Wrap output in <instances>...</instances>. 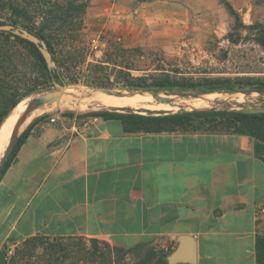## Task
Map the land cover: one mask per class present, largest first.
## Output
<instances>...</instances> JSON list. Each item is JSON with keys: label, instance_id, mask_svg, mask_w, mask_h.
<instances>
[{"label": "crops", "instance_id": "0c3cea01", "mask_svg": "<svg viewBox=\"0 0 264 264\" xmlns=\"http://www.w3.org/2000/svg\"><path fill=\"white\" fill-rule=\"evenodd\" d=\"M138 1L91 0L90 10L133 33ZM51 116L54 123L33 125L0 180V264L35 236L168 256L180 235L196 238V264H257L264 161L253 137L204 127L127 131L118 118ZM88 116L98 121L84 125Z\"/></svg>", "mask_w": 264, "mask_h": 264}, {"label": "rangeland", "instance_id": "374dc122", "mask_svg": "<svg viewBox=\"0 0 264 264\" xmlns=\"http://www.w3.org/2000/svg\"><path fill=\"white\" fill-rule=\"evenodd\" d=\"M61 1L69 7L72 1L86 5L85 10L81 7L72 10V23L62 28L72 36L64 38L57 31L54 40L65 84L78 92L67 89L59 105L49 103L36 109L21 133L40 117L115 110L96 101H90L84 109L71 108L69 103L78 106L84 98L79 90L150 91L182 102L215 94L212 99L215 102L198 108L264 107V50L255 38L259 26L264 27V0H228L244 26L238 24L221 0H170L161 7L154 5L156 0H139L138 25L133 33L121 30L117 19L112 22L107 14L95 16L90 10L91 0ZM114 2L110 0L109 4ZM159 10L171 11V17L158 19ZM11 15L0 12V21ZM17 53V67L0 96V111L29 88L36 87L21 102L28 103L57 89L45 79V72L29 47L20 45ZM165 78L187 85L156 86V81ZM219 78H230L235 83L232 88L211 91V83ZM196 108L184 105L170 112L143 108L123 111L158 114ZM209 126L207 123L203 127ZM215 128L232 129L226 124ZM7 145L8 142L0 148V159ZM110 246L105 241L85 237L35 236L11 248L7 264H136L145 256L137 249Z\"/></svg>", "mask_w": 264, "mask_h": 264}, {"label": "trees", "instance_id": "16d2710c", "mask_svg": "<svg viewBox=\"0 0 264 264\" xmlns=\"http://www.w3.org/2000/svg\"><path fill=\"white\" fill-rule=\"evenodd\" d=\"M228 8L230 14L236 18L240 26L241 23L239 13L228 0H221ZM71 7L67 6V2L61 0H0V12H10L12 15L6 20L0 21V24H13L17 27H23L34 33L44 40L52 53L53 59L57 66L50 69L47 62L39 50L38 46L18 35L10 32L0 31V96H2L3 88H6L9 79L17 67L16 57L17 49L20 45L29 47L34 57L39 62L41 69L44 70V77L49 81L65 83L62 71L59 67V61L55 49V36L57 31L61 33V37H70L71 33L64 31L63 27L72 23V10L76 8H86L84 4H76L71 2ZM54 30V31H53ZM72 36V35H71ZM256 41L264 50V27L259 26L256 35ZM30 81V80H29ZM46 82V81H45ZM235 81L230 78H219L211 83V91L226 88H232ZM187 84L180 81H173L169 78L156 81V86L161 88H169L175 86H186ZM36 87L29 88L19 97L11 100L7 107L0 111V127L6 121L11 111ZM91 115H102L105 118L121 119L127 131H144V132H161L172 131L178 128L186 129L188 127L203 128L207 123L211 129L216 125L226 124L231 127L236 133L246 134L255 139V147L257 155L264 161V113L251 114L244 110L237 109H205L192 111H179L175 113H152L147 114L128 111L109 112V111H93ZM44 117L35 119L27 129L21 133L14 149L12 150L7 162L0 171V180L15 161L16 156L24 144L28 136L31 134V129L36 122H39ZM4 122V123H3ZM3 123V124H2ZM216 123V125H215ZM1 129V128H0ZM99 241L98 239H92ZM106 244L110 246L108 242ZM167 255L158 256L154 251H148L145 256L136 264H167ZM257 264H264V234L259 235L256 243Z\"/></svg>", "mask_w": 264, "mask_h": 264}, {"label": "water", "instance_id": "95a60500", "mask_svg": "<svg viewBox=\"0 0 264 264\" xmlns=\"http://www.w3.org/2000/svg\"><path fill=\"white\" fill-rule=\"evenodd\" d=\"M0 31L10 32L30 42H33L38 46L39 50L42 52L48 67L50 69H53L57 66L56 61L53 59L52 53L50 52L46 42L37 35H35L34 33L30 32L28 29L6 23V24H0ZM54 84L57 89L43 93L40 96L31 99L27 103L26 109L21 113L20 117L18 118L17 122L14 125L8 145L4 151L3 156L0 159V171L4 167L12 150L15 147L21 135V129L23 125L33 114V112L39 107L49 103H56L58 105L60 104L62 97L66 94V90L69 87L67 84L61 82H55ZM101 90L109 95L124 96V93L121 91L108 90V89H101ZM80 92L83 97L90 96L91 94L90 91L88 90H81ZM146 92L151 93L158 102H164V103L173 102V100L169 97L150 91H130L129 95H134L137 93H146ZM196 109L205 110L208 108H202V109L196 108ZM237 110H244L251 114L264 113V107H245L243 109H237ZM176 239L179 242V246L175 251H173L166 257L167 264H182V263L196 264V257H197L196 238L191 235H180L177 236Z\"/></svg>", "mask_w": 264, "mask_h": 264}, {"label": "bare ground", "instance_id": "6f19581e", "mask_svg": "<svg viewBox=\"0 0 264 264\" xmlns=\"http://www.w3.org/2000/svg\"><path fill=\"white\" fill-rule=\"evenodd\" d=\"M70 92H78L75 88H68ZM67 91V90H66ZM80 92V90H79ZM90 96L81 98V104L80 105H71L69 103V106L71 108H80L84 109L88 107L90 101H96L98 105H103L107 109H115V110H121L125 108H136V109H148L152 111H172L176 108H180L184 105H188L189 107H205L207 105H210L214 100L215 94H208L205 96L197 97L192 100H185V101H176L177 98H174L173 96L163 95L166 97H169L173 100L172 103H164V102H158L154 98V96L151 93H137L134 95H129V92L124 91V96H116V95H109L102 91L101 89H94L90 91ZM79 96V95H78ZM77 96V97H78ZM216 96V95H215ZM76 99V97H74ZM212 100V101H211ZM30 101V100H29ZM211 101V102H210ZM215 102V101H214ZM74 103V102H73ZM79 103V102H78ZM75 104V103H74ZM27 102H21L18 104L12 113L8 116L5 123L2 125L0 129V148L6 143L9 142V139L12 134V130L14 128L15 123L17 122L18 118L20 117L21 113L26 109ZM166 113V112H165ZM164 113V114H165ZM157 114V113H156ZM30 118V117H29Z\"/></svg>", "mask_w": 264, "mask_h": 264}, {"label": "built area", "instance_id": "2783aa9c", "mask_svg": "<svg viewBox=\"0 0 264 264\" xmlns=\"http://www.w3.org/2000/svg\"><path fill=\"white\" fill-rule=\"evenodd\" d=\"M56 120H57V116L45 117L42 120L40 126L42 127L48 123H54ZM96 121H98L97 116H88V117H85L84 119H82V122L84 125H91V124L95 123ZM262 212L264 213V209H262Z\"/></svg>", "mask_w": 264, "mask_h": 264}]
</instances>
